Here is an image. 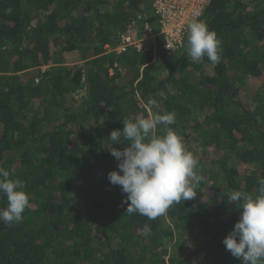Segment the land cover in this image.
<instances>
[{"label": "trees", "instance_id": "16d2710c", "mask_svg": "<svg viewBox=\"0 0 264 264\" xmlns=\"http://www.w3.org/2000/svg\"><path fill=\"white\" fill-rule=\"evenodd\" d=\"M200 21L217 63L193 61L187 39L171 59L119 53L134 23L158 28L153 0H0V167L29 196L22 221H0V264H241L223 240L241 210L231 193L264 178V0H212ZM157 111L175 113L201 179L149 220L126 212L104 146Z\"/></svg>", "mask_w": 264, "mask_h": 264}, {"label": "clouds", "instance_id": "9594fccd", "mask_svg": "<svg viewBox=\"0 0 264 264\" xmlns=\"http://www.w3.org/2000/svg\"><path fill=\"white\" fill-rule=\"evenodd\" d=\"M187 33L186 52L193 61L205 56L212 63L219 61L220 41L203 21L193 19ZM122 122L123 130H113L104 148L119 162L118 171H111L107 178L126 194V212L154 220L174 203L195 198L194 184L201 179L195 171L197 160L170 127L175 123V113L157 111L147 118L137 115ZM158 128L162 134H157ZM124 141L128 146L123 150L114 146ZM258 184L255 195L240 191L230 195L241 210L223 244L241 264H264V178L258 179ZM23 189L21 180L12 179L10 172L0 167V196L7 200V206L0 208V221H22L29 207V196ZM138 231L148 236L151 226L146 223Z\"/></svg>", "mask_w": 264, "mask_h": 264}, {"label": "built area", "instance_id": "2783aa9c", "mask_svg": "<svg viewBox=\"0 0 264 264\" xmlns=\"http://www.w3.org/2000/svg\"><path fill=\"white\" fill-rule=\"evenodd\" d=\"M212 0H153L155 14L158 16V28L150 22L140 29L136 23L121 36V44L116 49L119 53H156L161 50L166 59L184 50L187 39V25L193 20H200L205 15ZM167 44L169 48L167 47ZM110 49L109 46H106Z\"/></svg>", "mask_w": 264, "mask_h": 264}, {"label": "rangeland", "instance_id": "374dc122", "mask_svg": "<svg viewBox=\"0 0 264 264\" xmlns=\"http://www.w3.org/2000/svg\"><path fill=\"white\" fill-rule=\"evenodd\" d=\"M112 51H113V50H112ZM112 51L109 50L107 53H112ZM159 51H160V50H159ZM156 56H158V52L156 53L155 58H156ZM75 64H79V65H81V64H83V62L78 61V62L75 63ZM70 65H74V64H70ZM47 68H48L47 66H43V67H42V69H47ZM26 72H28V71H24V72L20 73V74L23 76V79H24V80H25V78H28V77H29V75L26 76V74H28V73H26ZM25 73H26V74H25ZM110 74L113 75V72L111 71ZM252 83H253V84H252V88H253V90H256L257 87L260 85V83L257 82V81H253ZM83 94H84V93H82L81 95H78V98L81 97Z\"/></svg>", "mask_w": 264, "mask_h": 264}]
</instances>
